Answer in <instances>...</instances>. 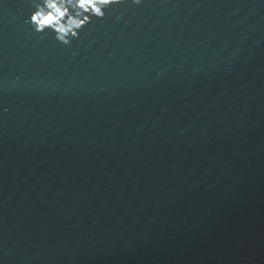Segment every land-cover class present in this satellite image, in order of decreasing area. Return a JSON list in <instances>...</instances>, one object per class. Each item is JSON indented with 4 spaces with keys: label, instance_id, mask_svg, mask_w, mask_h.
Returning <instances> with one entry per match:
<instances>
[{
    "label": "water",
    "instance_id": "obj_1",
    "mask_svg": "<svg viewBox=\"0 0 264 264\" xmlns=\"http://www.w3.org/2000/svg\"><path fill=\"white\" fill-rule=\"evenodd\" d=\"M42 3L0 0V264H264V0Z\"/></svg>",
    "mask_w": 264,
    "mask_h": 264
},
{
    "label": "clouds",
    "instance_id": "obj_2",
    "mask_svg": "<svg viewBox=\"0 0 264 264\" xmlns=\"http://www.w3.org/2000/svg\"><path fill=\"white\" fill-rule=\"evenodd\" d=\"M88 2L89 0H43L42 5H38L37 10L31 15V20L37 30L49 27L54 28L59 33L67 34L68 28H66L65 24L61 23V21L65 20L64 17L67 14L68 25H75L78 27V25L86 21L88 17L85 16L84 20H79V22H77L72 18L71 14L74 10L83 9L84 5ZM119 2L120 0H95V5H110ZM134 2L140 3V0H134ZM75 5H78L79 7H76ZM98 10H102L101 7L98 6ZM76 14L79 15L80 12H77ZM72 36H76V33L73 32ZM59 37L67 43V40L63 35ZM5 111H7V109H5Z\"/></svg>",
    "mask_w": 264,
    "mask_h": 264
},
{
    "label": "snow or ice",
    "instance_id": "obj_3",
    "mask_svg": "<svg viewBox=\"0 0 264 264\" xmlns=\"http://www.w3.org/2000/svg\"><path fill=\"white\" fill-rule=\"evenodd\" d=\"M75 6L76 7H79L78 5H75ZM85 9H86V11H85ZM80 12L83 13L82 18L80 20H84V17L85 16H87L88 19L86 21H84L83 23H80L78 25V27L76 26L78 29H80L81 27H83L86 24V22H89V15H85V14L91 13V14H94L95 16H99V17H103V15H104V12L102 10H98V6L95 5V0H89V2L84 5V8L80 10ZM69 14H71V13H69ZM65 18H67V14L65 15L64 19ZM31 22L33 23L32 20H31ZM46 28H49V27H44L42 29H39V30L36 29V30L38 32H43ZM58 39H60V37H58ZM60 40L65 43L64 40H62V39H60Z\"/></svg>",
    "mask_w": 264,
    "mask_h": 264
}]
</instances>
